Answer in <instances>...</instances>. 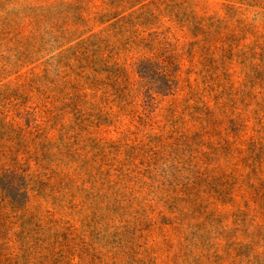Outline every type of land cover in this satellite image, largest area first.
Wrapping results in <instances>:
<instances>
[{"label":"rangeland","instance_id":"374dc122","mask_svg":"<svg viewBox=\"0 0 264 264\" xmlns=\"http://www.w3.org/2000/svg\"><path fill=\"white\" fill-rule=\"evenodd\" d=\"M0 264H264V0H0Z\"/></svg>","mask_w":264,"mask_h":264}]
</instances>
